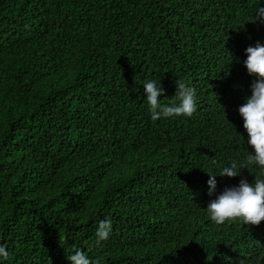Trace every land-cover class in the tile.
Instances as JSON below:
<instances>
[{
    "label": "trees",
    "instance_id": "obj_1",
    "mask_svg": "<svg viewBox=\"0 0 264 264\" xmlns=\"http://www.w3.org/2000/svg\"><path fill=\"white\" fill-rule=\"evenodd\" d=\"M264 0H0V264H264V222L215 225L207 206L255 167L239 107ZM191 117L152 120L145 81ZM179 103V100H177ZM217 188L209 196L210 175ZM112 233L96 245L99 222Z\"/></svg>",
    "mask_w": 264,
    "mask_h": 264
},
{
    "label": "clouds",
    "instance_id": "obj_2",
    "mask_svg": "<svg viewBox=\"0 0 264 264\" xmlns=\"http://www.w3.org/2000/svg\"><path fill=\"white\" fill-rule=\"evenodd\" d=\"M253 23L264 24V7L256 11ZM247 59L244 65L250 76L255 77L251 84V95L245 98L238 111L243 118V127L248 134L247 143L251 151L246 161L237 164L235 161L229 167L223 168L219 176L237 177L242 169L257 167L264 174V44L257 42L255 46L246 49ZM177 92L168 103H162L161 96L165 90L155 80L145 81L146 101L152 120L161 118L187 116L191 117L197 111L196 91L186 82L177 80ZM179 100V103H177ZM209 196L214 195L217 188L215 174L208 172ZM207 213L210 220L218 226L242 222L248 226H259L264 222V178L256 177L253 183L242 179L238 186L226 188L215 199L209 201ZM112 233L111 218L99 222L97 227L96 245L109 239ZM9 252L7 245L0 243V261H7ZM71 264H101L100 258L95 261L89 258L82 249H76L74 254L67 256Z\"/></svg>",
    "mask_w": 264,
    "mask_h": 264
}]
</instances>
